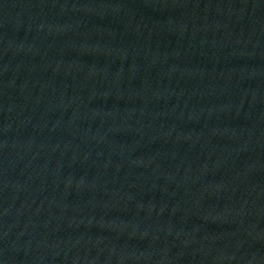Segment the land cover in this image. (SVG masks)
Here are the masks:
<instances>
[{
  "label": "water",
  "instance_id": "water-1",
  "mask_svg": "<svg viewBox=\"0 0 264 264\" xmlns=\"http://www.w3.org/2000/svg\"><path fill=\"white\" fill-rule=\"evenodd\" d=\"M0 264H264V0H0Z\"/></svg>",
  "mask_w": 264,
  "mask_h": 264
}]
</instances>
